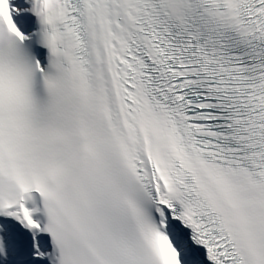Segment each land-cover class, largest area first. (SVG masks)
Instances as JSON below:
<instances>
[{
    "label": "snow or ice",
    "instance_id": "6c2138e0",
    "mask_svg": "<svg viewBox=\"0 0 264 264\" xmlns=\"http://www.w3.org/2000/svg\"><path fill=\"white\" fill-rule=\"evenodd\" d=\"M0 264H264V0H0Z\"/></svg>",
    "mask_w": 264,
    "mask_h": 264
}]
</instances>
